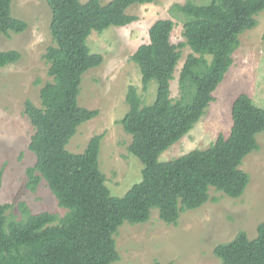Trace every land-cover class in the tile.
Here are the masks:
<instances>
[{
	"label": "trees",
	"instance_id": "trees-1",
	"mask_svg": "<svg viewBox=\"0 0 264 264\" xmlns=\"http://www.w3.org/2000/svg\"><path fill=\"white\" fill-rule=\"evenodd\" d=\"M154 0H47L52 12L53 44L44 54L51 81L40 91V105L26 99L24 111L34 127L29 149L34 164L27 168V186L36 191L46 180L64 215L32 212L18 203L22 216L10 217L14 203L0 202V264H112L120 260L115 234L125 223H144L152 209L160 218L177 224L181 213L202 206L210 188L233 198L243 195L250 175L240 166L258 149L257 135L264 131V107L240 93L232 105L233 125L228 137L220 135L205 149H194L171 160L161 153L187 134L214 100V92L234 63L240 35L258 25L264 0H187L173 8L182 12L185 40L172 41L175 22L160 18L149 28L147 43L131 59L139 66L143 89L157 85L152 103L146 104L135 85L126 94L129 110L121 122L132 135L129 152L143 163L142 179L123 196H115L101 170L103 133L93 135L83 152L67 148L81 124L95 118L98 109L78 100L84 74L101 65L104 57L91 51L87 39L93 31L126 26L138 20L128 13L135 4ZM13 0H0V37L21 33L27 22L12 14ZM190 46L179 77L180 95H171L182 49ZM210 58H209V57ZM16 49L0 50V67L18 61ZM3 170H0V187ZM218 264H264V220L257 236L241 230L228 242L217 244ZM154 264H171L156 261Z\"/></svg>",
	"mask_w": 264,
	"mask_h": 264
},
{
	"label": "rangeland",
	"instance_id": "rangeland-1",
	"mask_svg": "<svg viewBox=\"0 0 264 264\" xmlns=\"http://www.w3.org/2000/svg\"><path fill=\"white\" fill-rule=\"evenodd\" d=\"M186 1L154 0L132 5L127 11L137 15L138 20L126 26H111L103 32L93 31L87 39L91 51L102 54L104 61L84 74L78 100L81 106L98 109L99 114L79 126L67 148L83 152L93 135L103 133L98 158L106 184L115 196L125 195L142 179L143 163L129 152L132 135L121 122L129 110L128 87L135 85L146 104L153 102L157 89L153 80L147 90L143 89L140 68L131 55L139 45L150 40L149 28L160 18L175 22L171 37L174 43L184 41L185 17L173 6ZM12 14L25 20L27 28L21 33L10 32L0 37V50L16 49L21 54L18 61L0 67V170H3L0 202L14 203L8 211L10 217L22 216L20 201H25L34 213L48 210L64 215L66 209L59 205L46 180L41 181L36 191L27 186V168L35 160V154L29 149L34 127L24 107L26 99L40 105L41 87L52 80L49 62L44 57L53 44L52 12L47 0H13ZM257 19L255 28L240 35L234 63L215 90L214 100L195 126L161 153V160L205 149L220 135L228 137L233 125L232 105L240 93H247L255 105L264 107V10ZM190 53V46L182 49V58L171 80L174 99L180 95V71ZM257 140L258 149L244 157L240 166L250 175L242 196L233 198L211 187L210 199L198 208L183 211L177 224L163 221L157 208L152 209L150 219L144 223L125 222L115 234L121 258L112 264H154L156 261L218 264L220 260L214 253L217 244L232 240L241 230L250 238L256 237L257 226L264 220V131L257 135Z\"/></svg>",
	"mask_w": 264,
	"mask_h": 264
}]
</instances>
